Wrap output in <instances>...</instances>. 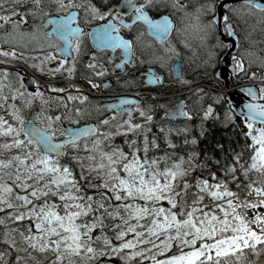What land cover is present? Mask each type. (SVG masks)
Instances as JSON below:
<instances>
[{
    "label": "snow or ice",
    "instance_id": "1",
    "mask_svg": "<svg viewBox=\"0 0 264 264\" xmlns=\"http://www.w3.org/2000/svg\"><path fill=\"white\" fill-rule=\"evenodd\" d=\"M257 16L264 0H0V264H264V75L249 71L264 57L238 31ZM182 48L218 89L191 87ZM145 55L159 70L143 82L172 103L99 80L139 87L119 72ZM9 64L82 65L107 98L49 95L65 89ZM249 78L261 82L238 83Z\"/></svg>",
    "mask_w": 264,
    "mask_h": 264
},
{
    "label": "flooded vegetation",
    "instance_id": "2",
    "mask_svg": "<svg viewBox=\"0 0 264 264\" xmlns=\"http://www.w3.org/2000/svg\"><path fill=\"white\" fill-rule=\"evenodd\" d=\"M97 2L98 3H103V0H97ZM258 21H259V17L257 16V17H253L251 19H248L246 22H241L239 24L238 31L241 33V37H243L244 34H246L249 31H251V33H252L251 39H253L255 41H258V43L252 45V48L254 50V54L258 55L260 57H264V26H261V25H264V23H259ZM251 27L254 28V30H252ZM255 27H256V29H255ZM171 35H172L173 39L179 40V37L177 36V34L175 32H172ZM242 43H243L244 47H249L248 43L243 42V40H242ZM182 53H183V55L180 58V63L182 65L183 69H184L186 78L191 80V81H193V84L191 85L192 88H195V87H198V86H203L205 89H208V85L219 87V85H217L215 83H210V82H207V81H204V80H199L197 78V73L194 70L195 69V65L191 64V62L188 61L185 58L186 56H190L191 53H189L187 50H185L183 48H182ZM255 55H254V58H255ZM118 58H119V56H117V59ZM84 60H87V56L84 57ZM259 64H260V61L256 60V64L253 65L249 70H253V69L254 70H262L263 71V75H264V67L256 66V65H259ZM8 66L9 67H14V66H11L10 64ZM50 66H52V65H50ZM15 68H18V67L15 66ZM149 68H152L153 70H157V71L159 70V66L155 65V64H150L148 62L147 55H145L144 56V63L142 65H138L137 70L129 72L127 76H125L123 72H119V70H117L119 72V75L122 78L129 79V80H133L134 79V84L138 83L140 85L139 87H136V86H132V87L121 86L120 84H118V82H117L115 77H112V76H110L108 74H106L105 76L99 78V80L101 82L105 81V80L108 81V84L105 87L109 88L110 92L112 94H129V92L138 91L140 89H151L153 91H157L159 93H162L161 96L153 99V97L151 95L147 94V93H138L137 92L135 94V97L139 98L141 103L145 104V105H153V106H155L157 103H165L166 105L168 103H172V101H169L167 99V97H169L171 95L170 92L159 91V88L161 87L159 84H157V85H148V84H145L143 82L142 76H143L144 73L148 72ZM20 71L23 72L22 70H20ZM125 71H127V69H125ZM224 72H225V75H224V77L222 79H226L229 76L226 68L224 69ZM57 75H63L66 78L70 79L75 84L83 85V86H89L87 84V81L83 78L84 77V69H83L82 65L79 66L76 69V71H75L73 76H69L66 72L63 73V74H57ZM44 76L53 77V76H49L47 74H45ZM240 81H239V83H240ZM229 85H231V84H229ZM58 86L62 87L63 86V82H59ZM68 87H69L68 90L71 93H74V94L77 93V91L73 87H70V86H68ZM163 87H172L174 90L180 89L178 83L169 85L167 83V81L165 82ZM181 89L183 90V92H186L188 90L187 88H181ZM235 90L237 91V93L236 92L233 93L231 96H229V98L234 100V101H238V103H240V101L242 99H244L245 97L242 96L238 92V89H235ZM95 91H97L98 93L102 92L103 94L102 95H97V96H95L94 93H91V95L90 94H85V95H88L89 97H91L94 100L95 99H99L102 96L107 98V96L104 95L103 89H100V90L95 89ZM161 98H163V99H161ZM154 110H155V107H154ZM193 121H195V118H194Z\"/></svg>",
    "mask_w": 264,
    "mask_h": 264
},
{
    "label": "trees",
    "instance_id": "3",
    "mask_svg": "<svg viewBox=\"0 0 264 264\" xmlns=\"http://www.w3.org/2000/svg\"><path fill=\"white\" fill-rule=\"evenodd\" d=\"M206 124L210 125V124H211V121H207ZM174 135H175V134H174ZM219 135H220L219 132H216L215 130L210 129V131H209V136H208V137H205V138H201L202 140H201V145H200V147H201V148L206 147V146L209 144V141H210L211 139H213V138H215L216 136H219ZM241 139H242V137H241Z\"/></svg>",
    "mask_w": 264,
    "mask_h": 264
},
{
    "label": "rangeland",
    "instance_id": "4",
    "mask_svg": "<svg viewBox=\"0 0 264 264\" xmlns=\"http://www.w3.org/2000/svg\"><path fill=\"white\" fill-rule=\"evenodd\" d=\"M251 29L254 30V28H252V27H251ZM255 29H256V28H255ZM0 60H2V57H0ZM258 75H259V74H257V76H258ZM248 80H253V79L249 78ZM258 210L261 211V212H264V207L258 208ZM247 211H248V214H249V215L252 214V210H251V209H248Z\"/></svg>",
    "mask_w": 264,
    "mask_h": 264
},
{
    "label": "water",
    "instance_id": "5",
    "mask_svg": "<svg viewBox=\"0 0 264 264\" xmlns=\"http://www.w3.org/2000/svg\"><path fill=\"white\" fill-rule=\"evenodd\" d=\"M225 2H232V0H225ZM221 12H223V8H221Z\"/></svg>",
    "mask_w": 264,
    "mask_h": 264
},
{
    "label": "bare ground",
    "instance_id": "6",
    "mask_svg": "<svg viewBox=\"0 0 264 264\" xmlns=\"http://www.w3.org/2000/svg\"><path fill=\"white\" fill-rule=\"evenodd\" d=\"M261 26H264V25H261ZM255 28H256V27H255ZM261 28H262V27H261ZM243 42H244V41H243ZM245 43H246V42H245ZM245 43H244V44H245ZM165 98H166V97H165ZM147 100H148V99H147ZM155 102H156V101H155ZM173 135H174V134H173ZM201 140H202V139H201ZM200 145H201V144H200Z\"/></svg>",
    "mask_w": 264,
    "mask_h": 264
}]
</instances>
